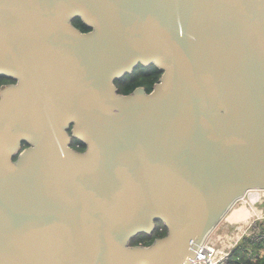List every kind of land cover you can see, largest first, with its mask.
Returning <instances> with one entry per match:
<instances>
[{
	"label": "water",
	"instance_id": "1",
	"mask_svg": "<svg viewBox=\"0 0 264 264\" xmlns=\"http://www.w3.org/2000/svg\"><path fill=\"white\" fill-rule=\"evenodd\" d=\"M0 76V264H188L264 191V0H0Z\"/></svg>",
	"mask_w": 264,
	"mask_h": 264
},
{
	"label": "trees",
	"instance_id": "2",
	"mask_svg": "<svg viewBox=\"0 0 264 264\" xmlns=\"http://www.w3.org/2000/svg\"><path fill=\"white\" fill-rule=\"evenodd\" d=\"M73 24L83 32L89 31V28L80 18L74 19ZM161 75L162 72L154 65L150 67L140 65L132 74L126 75L123 79L117 81L116 84L122 94H130L137 87L141 86L149 93L153 90L154 85L159 82ZM8 81L12 83L14 82L9 78L0 76V90ZM74 142L85 147V145L78 139H74ZM258 224L261 228L260 233L253 237L245 238L241 242L239 247L234 250L230 259V264H264V221H260ZM157 225L155 231L156 237H164L167 234V228L162 222H158ZM132 243H136V241H132Z\"/></svg>",
	"mask_w": 264,
	"mask_h": 264
},
{
	"label": "built area",
	"instance_id": "3",
	"mask_svg": "<svg viewBox=\"0 0 264 264\" xmlns=\"http://www.w3.org/2000/svg\"><path fill=\"white\" fill-rule=\"evenodd\" d=\"M257 217L242 223H220L198 247L188 264H230L232 254L241 242L260 233Z\"/></svg>",
	"mask_w": 264,
	"mask_h": 264
},
{
	"label": "bare ground",
	"instance_id": "4",
	"mask_svg": "<svg viewBox=\"0 0 264 264\" xmlns=\"http://www.w3.org/2000/svg\"><path fill=\"white\" fill-rule=\"evenodd\" d=\"M256 191V190H253ZM253 191H249L253 192ZM248 193L246 196L243 197V199H240L236 205L233 207V209L228 213V215L220 222H230V223H235V222H247L250 218L255 217L259 210H251L247 207V203L245 201V198L247 197ZM242 204H241V203ZM238 204H241L238 206ZM260 216V215H258ZM217 228V227H216Z\"/></svg>",
	"mask_w": 264,
	"mask_h": 264
},
{
	"label": "rangeland",
	"instance_id": "5",
	"mask_svg": "<svg viewBox=\"0 0 264 264\" xmlns=\"http://www.w3.org/2000/svg\"><path fill=\"white\" fill-rule=\"evenodd\" d=\"M245 201H246L247 207L249 209L259 210L257 215H255V217L260 215L259 217H257L258 223L260 221H264V191H253V192L248 193L247 197L245 198ZM241 204H238V206ZM224 223H227V221H224ZM235 223H239V222H235ZM240 223H242V222H240Z\"/></svg>",
	"mask_w": 264,
	"mask_h": 264
},
{
	"label": "flooded vegetation",
	"instance_id": "6",
	"mask_svg": "<svg viewBox=\"0 0 264 264\" xmlns=\"http://www.w3.org/2000/svg\"><path fill=\"white\" fill-rule=\"evenodd\" d=\"M148 69H150V68H148ZM10 83H12V82L8 81L7 83H5V85L10 84ZM5 85H3V86H5ZM72 146L79 151H84L86 149V147H83V146H81V144L74 142V141L72 142ZM155 239H157V237H156V233L154 232V234L152 236L140 237L138 239L133 240V241H136V243H132L131 245L149 246V244L152 243Z\"/></svg>",
	"mask_w": 264,
	"mask_h": 264
}]
</instances>
